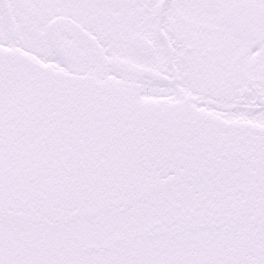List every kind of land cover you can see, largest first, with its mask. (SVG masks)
Listing matches in <instances>:
<instances>
[{"label": "snow or ice", "instance_id": "obj_1", "mask_svg": "<svg viewBox=\"0 0 264 264\" xmlns=\"http://www.w3.org/2000/svg\"><path fill=\"white\" fill-rule=\"evenodd\" d=\"M0 264H264V0H0Z\"/></svg>", "mask_w": 264, "mask_h": 264}]
</instances>
